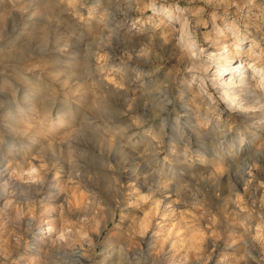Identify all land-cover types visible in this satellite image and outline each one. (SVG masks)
Segmentation results:
<instances>
[{"label": "clouds", "instance_id": "1", "mask_svg": "<svg viewBox=\"0 0 264 264\" xmlns=\"http://www.w3.org/2000/svg\"><path fill=\"white\" fill-rule=\"evenodd\" d=\"M0 264H264V0H0Z\"/></svg>", "mask_w": 264, "mask_h": 264}]
</instances>
